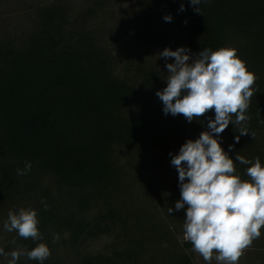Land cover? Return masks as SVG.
Segmentation results:
<instances>
[{
    "label": "trees",
    "instance_id": "16d2710c",
    "mask_svg": "<svg viewBox=\"0 0 264 264\" xmlns=\"http://www.w3.org/2000/svg\"><path fill=\"white\" fill-rule=\"evenodd\" d=\"M137 1L138 43L149 46L156 32L177 25L185 44L175 48L190 49L193 58L204 48L238 50L258 77L246 113L255 138L240 136L236 143L240 126L230 124L221 146L227 152L234 145L233 160L236 154L258 156L264 165V0H201V13L189 0ZM103 5L94 1L74 11L57 0L34 10V26L23 37L0 38V209L18 196L20 207L37 211L43 236L33 242L14 231L2 248L31 250L42 242L51 250L44 264H63L60 247L75 250L107 237V253L77 251L72 264H194L191 243L178 237L184 234L185 210L168 211L180 199L178 174L167 176L164 169L170 152L177 154L206 130L214 110L192 123L182 115L165 116L155 95L167 86L164 75L137 53L128 57L134 45L125 32L97 23ZM169 14L171 23L163 19ZM27 162L31 170L19 175ZM234 163L241 179L249 180L248 166ZM131 169L165 172L147 182L154 191L160 186V212L128 201L134 178L125 184L123 178ZM101 201L104 208L88 218ZM261 232L250 248L264 264V228ZM54 233L60 237L55 244ZM17 264L39 262L23 256Z\"/></svg>",
    "mask_w": 264,
    "mask_h": 264
},
{
    "label": "clouds",
    "instance_id": "9594fccd",
    "mask_svg": "<svg viewBox=\"0 0 264 264\" xmlns=\"http://www.w3.org/2000/svg\"><path fill=\"white\" fill-rule=\"evenodd\" d=\"M189 2L201 13L198 8L201 0ZM185 10L182 3L179 11ZM163 19L167 23L173 21L170 14ZM190 51L178 47L175 51L165 48L158 53L159 59L174 58V63L165 64L167 86L155 95L162 101L165 116L182 115L192 123L214 110V119L208 118L206 130L197 139H188L177 154L169 153L170 164L178 173L180 199L168 211L171 215L174 210H185L184 240L191 243L192 251L205 262L211 264L214 259L218 264H239L264 228V165L258 156L250 160L236 154L233 160L229 152L234 145H229L226 152L221 140L230 124L240 126L236 143L240 136L255 138V133L248 131L251 117L246 113L258 77L248 70L236 48L222 47L215 51L204 48L194 58L187 54ZM234 161L248 166L245 174L249 180H242L237 174ZM30 170L31 163L27 162L17 173L26 175ZM42 203L47 209L46 202ZM38 224L35 209L20 208L18 212L9 210L3 230L15 231L20 238L33 242L42 241ZM59 239V234L54 233L52 243ZM11 243L15 245L16 240ZM0 256L10 257L8 264H17L23 256L44 264L51 257V250L41 242L31 250L17 248L5 252L0 248Z\"/></svg>",
    "mask_w": 264,
    "mask_h": 264
},
{
    "label": "rangeland",
    "instance_id": "374dc122",
    "mask_svg": "<svg viewBox=\"0 0 264 264\" xmlns=\"http://www.w3.org/2000/svg\"><path fill=\"white\" fill-rule=\"evenodd\" d=\"M57 0H0V38L5 34L16 35L17 37H23V33L27 32L31 27L34 26V10L42 6H50ZM94 1H99L104 3L106 10L103 14L99 16L97 23H100L102 27L107 30L119 29L126 33L129 46H133L128 49V57H132L134 53L139 56L138 59H144L145 62H150L159 68L160 72L164 75L165 81L168 76V70L165 67L166 63H174V58H170L167 61L164 59H159L158 53L163 51L165 48H170L175 51L176 43L185 44V36L182 34L179 26L174 25L173 27L165 30L164 32H156L154 37V42L151 45H144L143 43H138L135 40V29L137 28L136 14L138 12V1L137 0H62V4H66L69 8H73L74 11H79L87 6H92ZM71 11V10H70ZM73 12V11H72ZM164 36V39L162 38ZM132 51V52H131ZM134 57V56H133ZM191 62V61H189ZM166 175L172 176L178 174L174 167L171 166L170 162L165 165ZM162 171H142L133 170L128 171V175H125L123 180L124 184L129 182L131 178H134L129 191V200L138 207H145L146 210L149 208L151 213H158L160 206V186L156 188V191L147 188V182L152 181L153 177L158 174H164ZM45 184V179L43 180ZM50 184V182H49ZM56 183L54 182L52 188H55ZM32 196V195H30ZM118 196V194H117ZM120 198H124L119 195ZM162 197V196H161ZM103 201L98 203L99 207L92 210L88 214V218L96 215L99 210L103 209ZM23 200L20 201L18 196L15 197L13 201L6 207L0 209V248L7 245L9 240L13 236L14 232L8 233L3 230V223L7 220V215L9 210L17 211L22 208ZM180 239L184 240V234L178 236ZM109 238L102 237L98 239L89 240L84 244L76 246L77 249H68L67 247H60L58 256L59 262L63 264H72L73 258L76 257V252L79 253H107L106 246L109 243ZM256 251L249 248L245 251L239 264H261L260 260H254ZM191 256L194 264H208L202 257L191 251ZM77 259V257H76ZM0 264H8V257L0 256ZM211 264H218L217 261L213 259Z\"/></svg>",
    "mask_w": 264,
    "mask_h": 264
}]
</instances>
